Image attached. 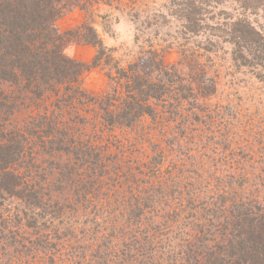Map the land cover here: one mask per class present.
Returning <instances> with one entry per match:
<instances>
[{
    "label": "rangeland",
    "instance_id": "rangeland-1",
    "mask_svg": "<svg viewBox=\"0 0 264 264\" xmlns=\"http://www.w3.org/2000/svg\"><path fill=\"white\" fill-rule=\"evenodd\" d=\"M173 1L63 0L67 7L52 25L66 41L63 52L67 57L90 65L98 51L97 46L87 42L92 38L91 33L104 46L103 55L99 65L84 72L70 91L58 86L57 92L51 91L43 99H35L28 107H24L27 101H23V113L17 114L18 128L26 130L25 140L31 142V151L38 157L36 160L25 158L29 166L20 164V171L27 168L24 179L28 182L33 178L41 185L40 176L50 182L47 175L53 168L42 159L57 160L58 156L39 158V136L43 141L49 139L39 128L45 123H36L39 115L52 113L54 119L51 115L50 118L57 123L54 132L57 134L65 127L68 131L61 136L63 140L68 142L71 136L87 142L100 153L102 162L105 160L111 172L113 168L120 171L112 174V182L118 180L122 187L107 191L98 203L93 199L85 202L81 198L76 202L70 190L57 197L58 194L50 189L52 184L42 183L47 190L42 188V194H52L46 199L67 206L69 217L66 221L70 231L76 234L79 226H94L93 222L99 217L104 233L110 231L103 226L109 228L113 224L125 230L126 235L132 230L137 234L140 228L131 227L132 206L127 204L137 200L138 205H142L140 193L156 195L151 206H155L157 218L164 214L168 222H172V216L166 214L174 210L184 216L180 210L188 200L213 205L219 193H223L224 199L235 194L242 199L256 196L264 204V81L255 77V70L233 65L230 44L214 36L222 33L212 28L216 24L224 28L229 17L244 11L232 0H219L218 3L207 0L206 9L210 13L204 16L203 25L209 24V27L194 34L174 15ZM256 13L248 18L256 28L264 29V10ZM157 62L175 73L171 79L176 78V82L191 89L188 99L178 102L175 96L179 95L174 91L175 96L169 101L165 98L160 103L153 102L152 117L143 115L130 126L104 123L99 108L101 103L108 102L106 106L110 110L121 108L127 81L122 73L129 74L131 66L138 73H145L153 70ZM152 75L155 76V69ZM176 82L172 88L177 89ZM62 97L70 98L78 110L67 111L63 104L56 105ZM61 160L65 162L66 157ZM234 160L240 162L232 163ZM84 171L82 168L80 172ZM82 176L85 177V173ZM82 176L79 178L85 179ZM243 176L249 179L244 185L240 182ZM8 204L6 202V208H12ZM153 211L146 210V214ZM93 212L98 215L94 216ZM151 218L146 215L144 221H147L143 224H151ZM53 233L51 237L56 240ZM77 237L81 239L75 235L70 243L51 240V245L44 244L46 239L42 238L40 246L29 245L31 247L24 249L26 257H20L15 263L10 259L1 262L0 257V264H48L51 257L56 264H68L61 258L69 259L71 264L75 262L71 259L74 256L71 246ZM172 239L177 238L171 236L163 246L169 253L175 248ZM90 243L84 237L75 245L76 260ZM53 244L55 249L51 247Z\"/></svg>",
    "mask_w": 264,
    "mask_h": 264
},
{
    "label": "trees",
    "instance_id": "trees-1",
    "mask_svg": "<svg viewBox=\"0 0 264 264\" xmlns=\"http://www.w3.org/2000/svg\"><path fill=\"white\" fill-rule=\"evenodd\" d=\"M232 1L238 3L244 12L229 17L224 28L217 24L212 26L222 33L214 36L230 44L231 61L235 67L255 70V77L264 81V29L256 28L248 18L257 15L260 9L264 10V0ZM208 6L207 0H174L171 8L175 9L174 15L185 23L186 30L197 34L209 27V24L203 25L204 16L210 13L206 9ZM66 7L63 0H0L1 262L10 259L15 263L20 257H26L24 249L29 245L40 246L42 238L46 239L44 244L51 245V240L70 243L72 237L78 235L81 239L77 237L74 246H71V255L74 254L71 259L75 260L71 264H77L76 261H82L83 264H264V204L256 196L249 200L235 194L224 199L223 193H219V199L213 205L203 204L202 201L194 203L190 199L180 210L185 213L184 216L174 210L166 214L172 216V222H168L164 214L157 218V210L151 206L156 195L151 192L147 195L140 193L142 205H138L137 200L127 204L132 206L131 227L140 228L137 234L132 230L126 235L125 230L121 231L113 224L109 228L104 225V229L110 231L104 233L101 217L93 222L94 226H79L78 234L70 231L66 221V217H69L66 214L67 206L46 199L52 194H42V183L52 184L50 189L53 194H58L57 197L63 196L65 190H70L76 202L81 198L85 202L93 199L98 203L107 191L122 188L118 185L120 181L112 182V174L116 175L120 171L113 168L111 172L105 160L102 162L100 153L95 152L87 142H81L79 138L75 140L71 136L68 142L63 140L61 136L64 133L67 135L68 129L62 127L63 130L56 134L54 125L57 123L50 118L51 115L54 119L52 113L39 115L36 123L42 121L46 124L39 128L42 129L41 134L49 139L43 141L42 136H39V158L44 155L58 156L57 160L42 159V162L53 168L47 175L50 182L43 176H40L41 185L33 178L30 182L24 179L27 168L20 171V164L28 165L25 158L36 160L38 156L31 151V142L25 140L23 134L26 130L18 128L17 114L23 113V101H27L24 107H28L35 99L41 100L47 93L57 92L58 86L70 91L84 72L99 65L103 55L104 46L93 33L87 42L97 46L98 51L90 65L64 54L66 41L53 30L52 25ZM164 68L161 62H157L155 76L152 75L154 69L138 73L133 66L129 68V74L122 73L127 81L121 108L110 110L106 106L107 100V104L101 103L102 121L110 126H130L143 115L152 117L155 112L153 102L160 103L165 98L169 101L175 96L174 91L179 95L175 99L185 102L191 89L183 86L182 82H176V78L171 79L176 76L175 73ZM175 82L178 83L177 89L172 88ZM3 87L12 90L6 92ZM71 101L68 97H62L56 105L63 104L67 111L78 110ZM62 157H66L65 162L61 160ZM226 159L230 161V158ZM239 162L234 160L232 163ZM82 168L84 172H80ZM82 173H85V177ZM81 176L85 179H80ZM243 177L240 182L244 185L249 179ZM255 192L259 193L258 190ZM6 202L12 208H6ZM150 208L156 212V216L154 211L146 214ZM146 215L152 216L149 225L143 224L147 221H144ZM52 233L56 240L51 237ZM171 236L177 239H172L175 248L169 253L163 246ZM84 237L91 241L90 246L82 249L84 253L76 260L75 245ZM51 247L55 249L56 245ZM61 260L69 264V259ZM54 262L51 257L48 264H56Z\"/></svg>",
    "mask_w": 264,
    "mask_h": 264
}]
</instances>
